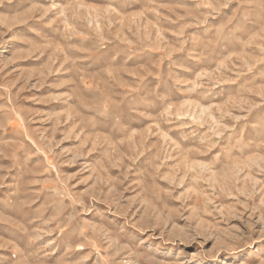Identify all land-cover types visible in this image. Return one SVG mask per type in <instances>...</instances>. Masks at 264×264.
<instances>
[{
    "label": "rangeland",
    "instance_id": "1",
    "mask_svg": "<svg viewBox=\"0 0 264 264\" xmlns=\"http://www.w3.org/2000/svg\"><path fill=\"white\" fill-rule=\"evenodd\" d=\"M0 264H264V0H0Z\"/></svg>",
    "mask_w": 264,
    "mask_h": 264
}]
</instances>
